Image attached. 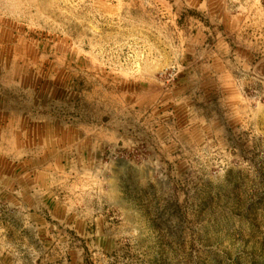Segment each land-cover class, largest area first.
<instances>
[{
  "label": "rangeland",
  "instance_id": "1",
  "mask_svg": "<svg viewBox=\"0 0 264 264\" xmlns=\"http://www.w3.org/2000/svg\"><path fill=\"white\" fill-rule=\"evenodd\" d=\"M9 120L69 138L0 164V199L15 170H66L91 235L70 264H264V0H0Z\"/></svg>",
  "mask_w": 264,
  "mask_h": 264
},
{
  "label": "crops",
  "instance_id": "2",
  "mask_svg": "<svg viewBox=\"0 0 264 264\" xmlns=\"http://www.w3.org/2000/svg\"><path fill=\"white\" fill-rule=\"evenodd\" d=\"M213 62L214 60L202 53L197 55L196 67L203 70V73L197 74L199 79L207 78V71L211 70ZM17 124L21 123L0 121V129L5 130L0 132V164L8 162L7 160L14 156L25 155L28 156L25 167L29 166V163L36 167L43 162L45 165V161L38 159L37 150L39 151L40 147L65 146L69 142V138L59 140L55 139L54 135L42 133V130L48 128L37 121L27 120L21 124L23 126ZM54 170H15L12 173L14 191L4 193L1 198L3 202L0 203V226L4 228L9 224V220L5 218L12 217L13 240L19 243L20 252L19 255L15 254V264H70V231L73 230L77 235L80 233L79 235L87 238L91 236L86 232L87 223L81 220L80 213H73V209L64 203L67 198L64 194L75 191L78 187L67 186L64 180L66 170ZM59 178L61 185L57 181ZM8 184L5 183L4 189H10ZM10 210H13L11 214ZM91 225H96V220ZM96 235L101 234L96 233L94 236ZM21 249L27 250L24 258Z\"/></svg>",
  "mask_w": 264,
  "mask_h": 264
}]
</instances>
